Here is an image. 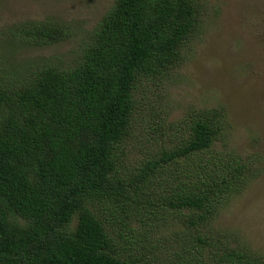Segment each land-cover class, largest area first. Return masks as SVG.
I'll return each instance as SVG.
<instances>
[{
    "label": "trees",
    "instance_id": "trees-1",
    "mask_svg": "<svg viewBox=\"0 0 264 264\" xmlns=\"http://www.w3.org/2000/svg\"><path fill=\"white\" fill-rule=\"evenodd\" d=\"M199 14L196 0H114L69 61L16 55L68 40L71 23L9 28L2 48L11 52L0 51V264H152L155 246L145 255L123 233L132 234L129 217L149 221L151 195L188 228L207 226L194 244L184 231L174 262L264 264V253L211 226L258 175L250 159L260 157L223 138V106L193 111L180 141L128 160L138 95L182 61Z\"/></svg>",
    "mask_w": 264,
    "mask_h": 264
},
{
    "label": "rangeland",
    "instance_id": "rangeland-1",
    "mask_svg": "<svg viewBox=\"0 0 264 264\" xmlns=\"http://www.w3.org/2000/svg\"><path fill=\"white\" fill-rule=\"evenodd\" d=\"M113 2L0 0V51L3 50L2 40L6 41L12 25L53 18L75 26L72 36L61 43L25 48L19 51L16 59L69 61L76 57L79 47L88 40L90 29ZM196 2L200 7L199 23L181 48L182 61L167 77L158 78L157 83L149 82L145 95H138L141 104L133 123L137 124L135 131L140 134L129 137L128 160L140 162L153 149L167 148L172 140L180 141L177 134L187 133L189 114L193 111L223 106L227 113L223 138L239 155L248 157L258 153L260 157L250 159L258 175L218 208L211 226L227 236L231 245L239 242L264 253V0ZM2 52L8 56L11 51L4 49ZM0 66L4 67L1 58ZM216 148L222 149V146L218 143ZM165 179L162 175L161 181ZM157 188L160 190L161 185ZM151 198L155 203L149 221L144 215L143 222L129 217L132 234L129 235L131 231L127 228L123 233L127 240H133V245H142L145 255L155 246L152 264H180L174 259L176 253L182 255L180 249L185 237L181 235L189 231L194 244L193 236L206 231L207 226H199L196 230L188 228L180 222L182 217L179 219L176 212L167 206L157 207L154 195ZM164 215V219L161 218ZM74 223L72 220L71 226ZM116 227L113 225V233Z\"/></svg>",
    "mask_w": 264,
    "mask_h": 264
}]
</instances>
